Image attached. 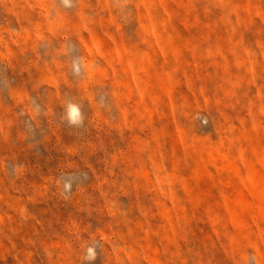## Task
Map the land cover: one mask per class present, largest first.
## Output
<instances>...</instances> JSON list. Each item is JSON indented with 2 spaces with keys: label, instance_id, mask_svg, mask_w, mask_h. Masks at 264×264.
<instances>
[{
  "label": "rangeland",
  "instance_id": "rangeland-1",
  "mask_svg": "<svg viewBox=\"0 0 264 264\" xmlns=\"http://www.w3.org/2000/svg\"><path fill=\"white\" fill-rule=\"evenodd\" d=\"M0 264H264V0H0Z\"/></svg>",
  "mask_w": 264,
  "mask_h": 264
},
{
  "label": "clouds",
  "instance_id": "clouds-1",
  "mask_svg": "<svg viewBox=\"0 0 264 264\" xmlns=\"http://www.w3.org/2000/svg\"><path fill=\"white\" fill-rule=\"evenodd\" d=\"M65 6H70L71 0H62ZM74 73L79 72V65L73 66ZM64 119H66L69 125L81 126L84 121V117L81 113L80 107L78 104L69 101L65 108ZM95 249L88 248L87 254L84 256L85 260L93 261L95 260Z\"/></svg>",
  "mask_w": 264,
  "mask_h": 264
}]
</instances>
